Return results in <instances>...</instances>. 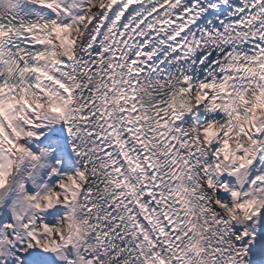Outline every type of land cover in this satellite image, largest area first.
Segmentation results:
<instances>
[{
    "label": "snow or ice",
    "instance_id": "1",
    "mask_svg": "<svg viewBox=\"0 0 264 264\" xmlns=\"http://www.w3.org/2000/svg\"><path fill=\"white\" fill-rule=\"evenodd\" d=\"M0 264H264V0H0Z\"/></svg>",
    "mask_w": 264,
    "mask_h": 264
}]
</instances>
